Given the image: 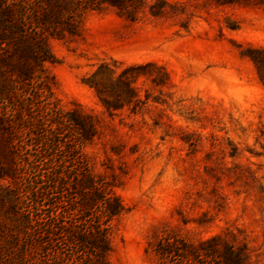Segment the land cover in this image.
Listing matches in <instances>:
<instances>
[{"label": "rangeland", "instance_id": "1", "mask_svg": "<svg viewBox=\"0 0 264 264\" xmlns=\"http://www.w3.org/2000/svg\"><path fill=\"white\" fill-rule=\"evenodd\" d=\"M95 1L46 36L47 89L6 105L0 264H24L25 217L83 219L87 179L120 207L106 264H264V0H132V18ZM145 64L116 108L89 85Z\"/></svg>", "mask_w": 264, "mask_h": 264}, {"label": "trees", "instance_id": "2", "mask_svg": "<svg viewBox=\"0 0 264 264\" xmlns=\"http://www.w3.org/2000/svg\"><path fill=\"white\" fill-rule=\"evenodd\" d=\"M95 2L0 0V127L10 128V132L16 130L18 121L15 122L12 112L10 115L5 113V108L9 105L14 109L21 102L19 90L24 91L21 85L30 84L33 90L47 89L42 72V63L49 59L46 36L58 34L61 27L73 32L80 12L79 5L91 7ZM100 2L116 8L120 14L133 16L134 10L130 9L132 0ZM249 56L264 82V49L252 50ZM148 65L128 66L114 78L90 79L89 85L104 107L116 108L133 98L131 81L139 73L138 68ZM22 99L27 97L23 95ZM69 120L77 121V117L70 114ZM85 121L83 126L86 131L91 130V125L87 121L86 125ZM0 170V176L6 174L5 169ZM85 182L89 192L82 196L81 203L86 207L83 219L49 214L35 226L29 217L22 221L24 245L19 255L24 264H106L104 254L108 249V220L119 212L120 207L117 201H110L100 194V187H92L88 179ZM12 207H15L13 203ZM235 261L234 254L229 251L221 264H236Z\"/></svg>", "mask_w": 264, "mask_h": 264}]
</instances>
